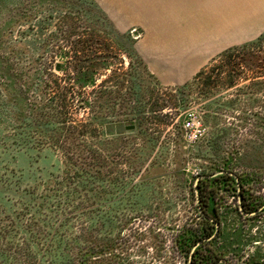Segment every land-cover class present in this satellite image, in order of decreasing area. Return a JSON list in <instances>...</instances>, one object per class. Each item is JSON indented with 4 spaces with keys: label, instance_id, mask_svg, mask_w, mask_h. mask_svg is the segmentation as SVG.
<instances>
[{
    "label": "rangeland",
    "instance_id": "obj_1",
    "mask_svg": "<svg viewBox=\"0 0 264 264\" xmlns=\"http://www.w3.org/2000/svg\"><path fill=\"white\" fill-rule=\"evenodd\" d=\"M113 1L0 0V264H188L177 241L203 223L196 185L223 173L258 211L241 215L239 182L237 192L202 185L222 224L203 252L264 264V42L234 86L220 54L200 79L168 86L137 55L144 31L110 19ZM232 9L259 33L236 48L257 42L264 0H222L209 14L226 23ZM85 42L110 69L95 91L111 96L98 125L88 121L99 109L83 112L75 96L63 125L41 87ZM217 71L221 81L204 85Z\"/></svg>",
    "mask_w": 264,
    "mask_h": 264
},
{
    "label": "crops",
    "instance_id": "obj_2",
    "mask_svg": "<svg viewBox=\"0 0 264 264\" xmlns=\"http://www.w3.org/2000/svg\"><path fill=\"white\" fill-rule=\"evenodd\" d=\"M120 12H108L120 29L144 31L137 55L160 83L191 80L209 60L259 35L255 23L239 26V13L219 24L210 9L222 0H119ZM260 28V27H259Z\"/></svg>",
    "mask_w": 264,
    "mask_h": 264
},
{
    "label": "trees",
    "instance_id": "obj_3",
    "mask_svg": "<svg viewBox=\"0 0 264 264\" xmlns=\"http://www.w3.org/2000/svg\"><path fill=\"white\" fill-rule=\"evenodd\" d=\"M92 38V37H91ZM92 41V39H91ZM264 42V34L258 39L257 42H253L247 46L240 48H231L222 52L219 57L226 59L227 65L231 68L227 73L224 72L226 76V81L228 85L234 86L239 79H242V76L245 75V67L242 65L241 61L247 60V57L250 55H254L255 50L259 48ZM81 52L83 56L79 57L78 53L74 57L70 58V61L67 63V66L64 65H55V68L58 71L63 73V76L54 75L52 73H47L45 75V79L43 82V87H41V91H47V96H49V102L45 105V109L47 108L49 112H53L55 116L63 117L62 124L65 125L69 123L68 126L73 124V117L69 114L68 108H70L69 100L72 102L76 98L77 107L83 112L92 111L94 108L99 109L98 113H92L91 119H89V125H98L101 123V119L104 117L103 111L107 108L109 103V99L111 93L107 91L108 89H103L101 91L96 92V82L99 80V73L104 71H109V66L107 65L106 60H101L99 57H95L86 54L87 52H91L92 48L94 50V44L82 43L81 44ZM133 56L139 58L135 53ZM235 62V67L232 69L231 63ZM202 72L198 73L196 76V80L200 79L202 76ZM258 74V73H257ZM256 74V75H257ZM258 76H256L257 78ZM102 78V77H100ZM221 81V73L217 71V73L213 76L207 77L203 82L204 85L211 86L217 85ZM107 84V80L104 79L100 81L99 86L102 88ZM91 95L94 97V103H92V98L85 97L84 92L87 89H91ZM133 111V109L131 108ZM44 114V115H43ZM98 114V115H97ZM110 114H115L114 110L110 111ZM46 119H50L51 116L49 113L43 112L41 114ZM118 117V115H113ZM130 129L133 126L129 127ZM53 139L57 138L55 134ZM102 145L101 143H99ZM81 148H84L82 145H79ZM100 149V148H99ZM102 150V149H101ZM91 152V149L89 150ZM93 156V155H92ZM93 158L96 159L95 156ZM211 176V175H209ZM207 176V180H200L196 185L198 189V199H199V208L202 212V225L197 227H188L184 231V233L179 237L177 241V246L179 248V252L183 253L187 256L188 264H227L221 261V257L212 252H203V249L209 245L212 239L218 238L221 233V222L220 216L217 210L212 209L210 201L213 202L214 199V190L209 191V193L204 192V188L202 185H206L207 183L217 186V189L220 187L226 186L224 190H232L236 191V185L239 182L240 190L238 191V195L240 198V213L241 215H249L254 212H257L256 209L249 198L248 195L243 192V184L242 180L239 178L236 181L229 173H223L217 175L215 177ZM237 192V191H236ZM209 207L213 211L210 212ZM216 224L218 227L216 228ZM222 255V254H221Z\"/></svg>",
    "mask_w": 264,
    "mask_h": 264
},
{
    "label": "water",
    "instance_id": "obj_4",
    "mask_svg": "<svg viewBox=\"0 0 264 264\" xmlns=\"http://www.w3.org/2000/svg\"><path fill=\"white\" fill-rule=\"evenodd\" d=\"M230 176H232L236 181H238L237 180V177L235 176V175H232V174H229ZM218 227V225L216 224V228Z\"/></svg>",
    "mask_w": 264,
    "mask_h": 264
}]
</instances>
